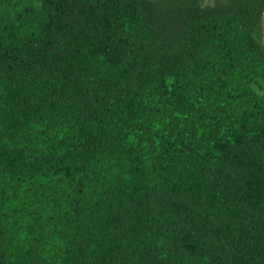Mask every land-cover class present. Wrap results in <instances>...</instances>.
<instances>
[{
	"label": "trees",
	"instance_id": "trees-1",
	"mask_svg": "<svg viewBox=\"0 0 264 264\" xmlns=\"http://www.w3.org/2000/svg\"><path fill=\"white\" fill-rule=\"evenodd\" d=\"M264 0H0V264H264Z\"/></svg>",
	"mask_w": 264,
	"mask_h": 264
},
{
	"label": "rangeland",
	"instance_id": "rangeland-1",
	"mask_svg": "<svg viewBox=\"0 0 264 264\" xmlns=\"http://www.w3.org/2000/svg\"><path fill=\"white\" fill-rule=\"evenodd\" d=\"M214 0H203V5H212ZM259 41L261 45L264 47V14L262 18V23L259 31Z\"/></svg>",
	"mask_w": 264,
	"mask_h": 264
}]
</instances>
